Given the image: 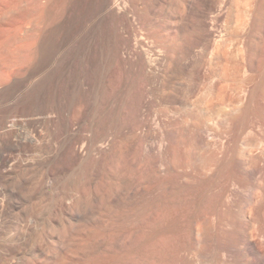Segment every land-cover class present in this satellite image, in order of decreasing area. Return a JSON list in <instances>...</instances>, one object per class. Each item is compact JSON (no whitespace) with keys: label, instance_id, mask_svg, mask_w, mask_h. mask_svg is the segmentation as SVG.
Wrapping results in <instances>:
<instances>
[{"label":"rangeland","instance_id":"1","mask_svg":"<svg viewBox=\"0 0 264 264\" xmlns=\"http://www.w3.org/2000/svg\"><path fill=\"white\" fill-rule=\"evenodd\" d=\"M79 1L0 0V116L33 134L0 132V264L49 234L80 264H181L191 226L239 242L264 203V0H94L43 74Z\"/></svg>","mask_w":264,"mask_h":264},{"label":"bare ground","instance_id":"2","mask_svg":"<svg viewBox=\"0 0 264 264\" xmlns=\"http://www.w3.org/2000/svg\"><path fill=\"white\" fill-rule=\"evenodd\" d=\"M93 6H94V0H80L78 2V4H76L75 7L72 9L70 21H69L68 26H67L66 37H67V39L70 38L68 40V42L72 41L73 38L74 39L71 42V44H67V42H65L61 46V48L58 50V52L53 57L52 61H50L48 66H46V68L43 70V74H46L52 66H54L58 62H60V60H62V57H63L64 53H66L69 50V48L71 47L70 45H72L80 36H82L86 32V29L89 26L90 22H92L93 19L96 17V13L94 11H92L93 10ZM260 16H264V13H262L258 17V18H260V20H263V19H261ZM34 82L35 81H33V82L31 81L22 90L23 92L22 91L20 92L21 93V97L19 98V102H20L19 106H21V107L22 106H30V105H36V104H40L41 103V98H42L41 88H39V84L37 82H35V83ZM18 122H19V120H16L14 118V116H0V129H1L0 132L2 133V137L4 139H8V140H16V141L28 140V141H30L32 139V137H33L32 136L33 135L32 131L24 129V128L23 129L22 128H17L18 126L20 127V125H17ZM255 158H253V159H255ZM256 168L254 170L248 171L250 173V175H251V176H248V177H252V176L256 177L257 173L259 172V171H257ZM213 169H215V168H213ZM253 181H254V179H253ZM227 187H228V185H227ZM261 189H262V195L264 197V194H263L264 193V186ZM262 200L264 202V198H261V201ZM164 205H165V203H164ZM259 205H260V203H259ZM261 206L264 207V203L261 204ZM261 206L258 208V214H257V212H256V214H252V213L250 214V212L248 211L249 214L244 215L243 227H242L241 231L237 234L239 242H237V239L235 237H233L236 240H234L232 238V240H234V241H232V242L229 241V243H225V244H222V243H220V244H218V243H216V244L215 243L214 244H210V243L202 244L201 241L204 240L205 238H208V236H209L208 233L206 234V232H203L202 230H200L196 226L195 227L191 226L190 230H187V231H189L188 233L194 238V241H195V245L194 246L189 245L190 248H193V250L192 249L190 250L192 256H189V257H183L182 256L183 259H180L181 260L180 263L181 264H264V241L262 240L263 241L262 243H260V242L258 243L257 241H255V237L257 238V236H260V237H262L264 239V231H263L264 229L262 230L261 228L260 229L258 228L259 229L258 230L257 228L255 229V227H254L256 222L258 224V222L261 220V216H262L261 214H263V212H262L263 210H262ZM159 207L161 208L160 205H159ZM254 208H256V207H254ZM260 210L262 212L261 214H259ZM74 211H76V212H75V214L72 213L73 215H79V214L81 215L80 210L79 211L78 210H74ZM252 212L254 213V211H252ZM28 215H27V217H28ZM76 218H79V217L77 216ZM170 220H171V217H170ZM172 221H174L173 218H172ZM28 222H29L30 225L33 223V227H34V225H35L34 223L36 222V218L33 215H29ZM148 222H150V221H148ZM168 223H166L167 226L170 225ZM172 224H174V223H172ZM69 227L70 226H68V228ZM162 229H164V228H162ZM147 230H149V229L147 228ZM150 230H149V232L151 233ZM30 233L28 235H30ZM63 233H62V235H63ZM185 233L187 235V232H185ZM24 234H25V232H24ZM26 235H27V233H26ZM148 235H149V233H148ZM25 236H22L23 239H24ZM46 236H47V240H46L47 244L45 246H43V247H36L35 245H32V244H31L30 247H28V246H26L27 245V241H26L25 244H24L25 246H20L18 248V250L16 251V253H14V255L10 256V258L8 260L9 262L7 261V264H78V263L80 264L79 260H78V262L76 260V259H79L80 257L79 258L76 257V259L70 257L69 252L71 253L70 249L73 248V247H71V246H73V245H71L72 243L70 244V242H69L68 244H65L64 242H68V241H61L62 239L60 240L59 238H55L54 237L55 234L54 235L53 234H49V235H46ZM66 236H63V238L66 237ZM151 236H152V234H151ZM138 237H140V234H138V233L137 234H133V236H131V238L129 236L127 241L130 244H132V243L135 244L137 242V240H138ZM188 237H189V235H188ZM29 238L30 237H28V239ZM156 239H157V237H156ZM23 243H24V241H23ZM158 246H159V244H158ZM189 247L188 248L186 247L187 248L186 251L188 249H190ZM170 251H172L171 248H170ZM85 252H86V250H85ZM85 252H84V254H86ZM155 252H156V250H155ZM180 252H181V250H180ZM77 254H80V253H77ZM86 255H89V254H86ZM183 255H185V254H183ZM157 256H159V255H156V257ZM198 256H200L202 258L200 261L198 259H195V257L197 258ZM60 257L61 258L65 257V258H64V260L62 259L61 262H59L60 259H58V258H60ZM74 257H75V254H74ZM167 258H165V260ZM87 259H88V257H87ZM169 260H171V259H169ZM84 261L85 260H83V262ZM178 261H179V259H178ZM91 262H92V260H91ZM91 262H90V264H91ZM84 264H86V263H84ZM87 264H89V263H87ZM95 264H97V263H95Z\"/></svg>","mask_w":264,"mask_h":264}]
</instances>
